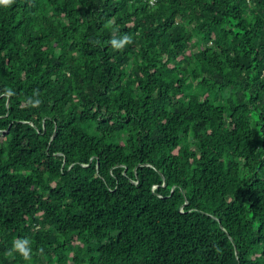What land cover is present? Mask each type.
<instances>
[{
	"label": "trees",
	"instance_id": "1",
	"mask_svg": "<svg viewBox=\"0 0 264 264\" xmlns=\"http://www.w3.org/2000/svg\"><path fill=\"white\" fill-rule=\"evenodd\" d=\"M0 264H264V0L0 5Z\"/></svg>",
	"mask_w": 264,
	"mask_h": 264
},
{
	"label": "clouds",
	"instance_id": "2",
	"mask_svg": "<svg viewBox=\"0 0 264 264\" xmlns=\"http://www.w3.org/2000/svg\"><path fill=\"white\" fill-rule=\"evenodd\" d=\"M13 0H0V5L8 6L12 4ZM153 0H150V3H152ZM114 25V21L109 20L108 25L111 27ZM110 45L115 49V50H123V48L126 45H129L133 43V38L132 36L128 34H123L119 39L113 38L109 41ZM4 95L11 97L15 93L11 88H6L4 90ZM26 102L32 106H39L41 103V100L39 99V93L37 90H33L32 96H29L26 98ZM35 254L37 255H44V248L39 247L35 250ZM5 255L10 258H15L16 255H19L24 261L31 262L33 259V247H32V241L25 237V238H17L13 240L11 247L6 251Z\"/></svg>",
	"mask_w": 264,
	"mask_h": 264
}]
</instances>
